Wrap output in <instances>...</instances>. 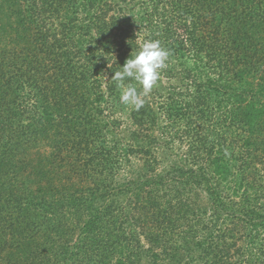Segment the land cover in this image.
Listing matches in <instances>:
<instances>
[{
    "label": "trees",
    "instance_id": "16d2710c",
    "mask_svg": "<svg viewBox=\"0 0 264 264\" xmlns=\"http://www.w3.org/2000/svg\"><path fill=\"white\" fill-rule=\"evenodd\" d=\"M121 2L169 51L171 81L125 137L101 72L137 51L129 17L0 0V264H230L225 245L264 264V0ZM157 129L181 152L165 170Z\"/></svg>",
    "mask_w": 264,
    "mask_h": 264
},
{
    "label": "rangeland",
    "instance_id": "374dc122",
    "mask_svg": "<svg viewBox=\"0 0 264 264\" xmlns=\"http://www.w3.org/2000/svg\"><path fill=\"white\" fill-rule=\"evenodd\" d=\"M108 2H110V5H111V9L108 10L107 12V16L109 19H111L112 17H116V18L117 17H121V18L129 17L131 24H132V28H133V31L131 34H133V39L137 46L136 50L139 51V46L145 40H150V37H148L149 32L147 29L148 28L147 24L144 22H141L138 18L133 17V15L131 14L132 10H130L132 9V6L130 4L124 7V4L121 2V0H108ZM116 56H117L116 52L112 53L107 67L103 68L101 72L102 75L104 76V81L106 82L107 90H108L107 83H109L110 81H113L110 77L111 76L110 67L116 61ZM109 64H110V67H109ZM164 68L161 70V75H160V78L157 84L153 87L151 92L146 97L148 99H151V101L154 99L156 100V101L154 100L153 102V105L156 108L160 107V105L167 100V98H165L168 93L167 90L171 88L169 87L171 86V81H169L168 77L164 75V71H163ZM173 82L175 84L174 86L176 87L180 86L178 79L174 80ZM117 90H115V92ZM118 94L121 95V91H119ZM114 99L111 98L109 99L108 102H105L103 104V106L105 107L104 113L107 116V118L110 119V121L117 122L116 126H117L119 133H123L125 137L131 134L133 130L137 129V126L134 124L133 119L131 117L132 107L120 103V96L118 98V101L115 97ZM155 135L158 138V142H156L154 145H155L156 157H158V160L160 162L159 170H165L171 166L170 164L174 158H177L178 156H180L181 152H178L176 149L174 150L168 149V144L164 143L163 141V135H162L161 130L157 129V131L155 132ZM51 148H52V145L50 144L49 141H46V142L41 141L38 147L31 149V151L29 152V156L35 157L38 154L49 152ZM182 151L184 150L182 149ZM131 158L134 162V165H136L134 169H137L138 167H140L141 162H143L141 157L132 155ZM198 192L200 194V197L198 198V200L200 199L199 205L202 207H208V203H207L206 198H204L203 196V192H201V190H198ZM143 241L147 247L148 243L145 241V239H143ZM237 245L239 247L240 243H237ZM225 247H226V250L230 249L229 256L226 258V260L229 261L230 264H238V260L240 258L243 259V255H241L242 252L239 254L236 249L237 247H232V249L231 247H227L226 245Z\"/></svg>",
    "mask_w": 264,
    "mask_h": 264
},
{
    "label": "clouds",
    "instance_id": "9594fccd",
    "mask_svg": "<svg viewBox=\"0 0 264 264\" xmlns=\"http://www.w3.org/2000/svg\"><path fill=\"white\" fill-rule=\"evenodd\" d=\"M169 55V51L159 40H145L139 46V51H132L111 78L121 91L120 103L137 111L142 108L145 104L144 98L157 84L161 70L166 67Z\"/></svg>",
    "mask_w": 264,
    "mask_h": 264
}]
</instances>
